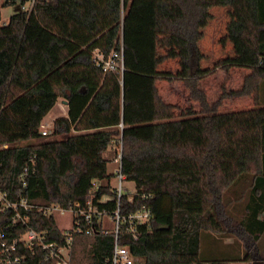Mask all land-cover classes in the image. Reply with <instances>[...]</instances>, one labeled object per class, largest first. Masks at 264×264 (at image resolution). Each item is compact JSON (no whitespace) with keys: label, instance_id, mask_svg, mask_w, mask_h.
Returning <instances> with one entry per match:
<instances>
[{"label":"trees","instance_id":"trees-1","mask_svg":"<svg viewBox=\"0 0 264 264\" xmlns=\"http://www.w3.org/2000/svg\"><path fill=\"white\" fill-rule=\"evenodd\" d=\"M29 1L4 0L3 6ZM213 5L235 6L231 24L243 23L233 27L236 55L202 68L201 28ZM96 50L106 59L118 54L115 68L104 71L94 59ZM171 57L178 59L176 75L158 69ZM236 67L250 70L241 87L223 88L210 101L202 80L218 68ZM159 79L182 80L200 110L160 121V114L178 106L159 94ZM240 96H252L255 105L220 110L225 99ZM59 98L68 101V114L54 120L51 133L58 137L37 141ZM119 139L123 173L137 189L133 202L122 199V211L146 203L157 223L143 226L138 238L120 241L148 264H227L242 258L235 252L202 257L204 235L210 246L222 241L228 250L238 238L239 246L246 238L262 245L264 0H34L31 10L0 23V190L13 200L23 196L32 204L69 207L89 193L93 181L112 179L104 153ZM238 185L248 189L237 195ZM108 191L109 184H102L99 194ZM232 205L241 209L233 212ZM11 214L0 215V251L3 240L25 230L10 226ZM232 215L239 226L230 230L226 221ZM30 216L50 240L60 238L53 217L35 208ZM227 236L234 238L231 246L223 243ZM113 243L112 234H77L74 261L101 262ZM250 254L247 250L244 259ZM28 257L30 264H56L42 253Z\"/></svg>","mask_w":264,"mask_h":264},{"label":"built area","instance_id":"built-area-1","mask_svg":"<svg viewBox=\"0 0 264 264\" xmlns=\"http://www.w3.org/2000/svg\"><path fill=\"white\" fill-rule=\"evenodd\" d=\"M34 0L29 1V6H22L25 10H31ZM118 54L113 53L108 59L99 50L94 52V59L97 63H102L103 70L108 71L115 68V58ZM52 129L42 121L41 132L43 135H49ZM119 151L114 159L115 167L113 177L117 178V184L112 185L109 182L95 180L89 190V193L83 197H77L71 202L69 207L59 203L41 202L38 204L30 203L27 198L13 200L6 191L0 190V215L5 212H11L10 226L13 228L24 227V231L18 236L1 242L0 264H30L28 253L44 254L48 261H55L56 264H79L74 261L73 250L75 245V236L94 235L97 233L112 234L114 243L111 252L105 256L101 262L95 264H148L145 256L135 254L127 243H121L120 238L124 236L138 238L143 226L156 225L151 207L144 203L135 210L128 212L122 211V199L127 197L129 202L135 200L137 189L127 185L126 175L122 170V140L115 142ZM7 145H5L6 147ZM26 170L21 175L25 179ZM102 184H109V191L99 194ZM23 186L26 183L23 181ZM142 198L147 199L151 195L141 193ZM37 209L47 217L55 219L56 226L60 230L61 236L58 240H50L46 230H38L33 226L30 212ZM67 214L68 225L63 227L59 222V216ZM114 222L113 229L106 227V221ZM3 237L2 234H0ZM81 264H91L84 262ZM191 264H211L210 262H193Z\"/></svg>","mask_w":264,"mask_h":264},{"label":"rangeland","instance_id":"rangeland-1","mask_svg":"<svg viewBox=\"0 0 264 264\" xmlns=\"http://www.w3.org/2000/svg\"><path fill=\"white\" fill-rule=\"evenodd\" d=\"M3 1L0 0V23H7L10 19L11 15L24 9L20 3L3 6ZM249 3V1H247ZM235 3V2H234ZM29 6V2L26 3V7ZM250 8V3H249ZM231 11H235V6L231 5H213L209 8L210 17L207 19V23L201 28L202 36L199 40V47L204 54V58L200 61V66L202 68H213L217 62L227 58L233 57L236 55L235 49V40L232 39V35L234 33L233 27L238 28L242 21H236L237 23L233 26L232 16L230 15ZM250 12V11H249ZM250 14V13H249ZM249 14L246 13V19L249 18ZM242 38L248 45L252 44V37L247 36V34L243 35ZM165 49H162L164 52ZM161 71L172 72L173 74H177L179 71V64L177 58H168L164 60L158 67ZM250 70H245L243 67L231 68L230 70H223L218 68L216 73L203 79L202 86L206 90L209 100H216L223 88L228 90L238 89L241 87V78L244 73H249ZM159 85L161 86L162 91L168 92L169 102H173L178 107L171 113L172 115L164 116L163 119H179L182 117V110H187L189 108H193L196 110L200 105L197 104L196 100L191 98L188 87L182 80L179 79H160ZM64 98H59L56 105L49 111V113L43 119V122L47 125L48 129L53 130L54 120L56 117L64 115L67 113V109L63 104ZM255 105L254 98L252 96H240V97H231L224 100L223 105L221 106V111H233L238 109H247L253 107ZM201 108V107H200ZM51 130V131H52ZM58 136L50 133L49 135H45L39 138L37 141L43 139L55 138ZM119 151V147L116 143H114L107 150L106 156L110 158L108 170L109 173H114L115 167L117 163H115L114 159ZM112 185L117 184V178L112 177L111 181ZM239 184L236 182L232 189ZM127 185L129 187L135 188V183L133 181H128ZM239 186V194H242L243 191L248 189V185L241 187ZM235 195V197L237 196ZM239 202V201H238ZM233 212L236 210H240V206H231ZM59 222L61 226L65 227L68 225V216L67 214H61L59 216ZM115 226L114 222L110 220L106 221V227L109 229H113ZM205 234V233H204ZM205 235L203 236V243L201 249L202 257H224L227 253L235 252L239 253V255L244 254V251L247 253L248 246L245 248L243 246H239V243L242 242L240 238L238 244L233 246L232 250H228L226 247L222 245V241H218L213 246H210L209 243L205 240ZM264 239V238H263ZM264 241V240H262ZM250 243V239L245 240V244L248 245ZM244 244V243H242ZM264 244V242H263ZM250 245V244H249ZM241 251H243L241 253ZM241 259L237 260H226L227 264H249L247 260L244 259V256H241ZM226 259H230L229 257Z\"/></svg>","mask_w":264,"mask_h":264},{"label":"crops","instance_id":"crops-1","mask_svg":"<svg viewBox=\"0 0 264 264\" xmlns=\"http://www.w3.org/2000/svg\"><path fill=\"white\" fill-rule=\"evenodd\" d=\"M244 69L245 70H249L247 68H244ZM245 75H246V73H244L242 75L241 83L243 82V78H244ZM159 81H160V79L157 81V87H158V90H159V94L162 96V98L164 99L165 102L172 103L173 104V102H169L170 101L169 99H171V98H170V96H168V92H166V90L165 91H162L161 86L159 85ZM63 104L65 105V107L67 109V113L64 114V115L67 116V114H68V101L66 99H63ZM197 104L199 105L198 102H197ZM197 107L198 106H196V111H199L200 110V106H199V108H197ZM64 115H61V116H64ZM168 115H172V114L171 113L170 114H160V117L161 118L159 120L160 121L170 120L171 118H169V119H163L164 116H168ZM106 153H107V151L104 153V156L110 160V158L108 156H106ZM263 218H264V213H260L258 215V219H263ZM227 219L228 220L226 221V223L230 227L229 228L230 230H233L236 225L239 226V223L236 222L237 217H234L233 218V215H232L230 217H227ZM263 238H264V233L261 235L260 239L261 240H264ZM261 242H262V245H259L258 244L259 243L258 241H256V242H254V241L251 242L250 241V243H249L250 245L249 244L246 245L244 243V246L243 247L246 248L248 246V249L247 250L251 253L250 254V260H247L249 264H260L259 263V260H263L264 261V244H263L264 241H261ZM223 243L225 245L231 246L234 243V238L232 236H227V237H225L223 239ZM242 252L243 251H241V253ZM242 255H245V251H244V254H242Z\"/></svg>","mask_w":264,"mask_h":264}]
</instances>
